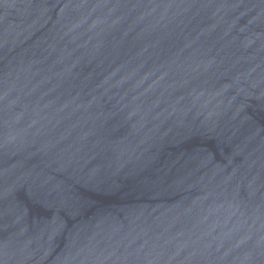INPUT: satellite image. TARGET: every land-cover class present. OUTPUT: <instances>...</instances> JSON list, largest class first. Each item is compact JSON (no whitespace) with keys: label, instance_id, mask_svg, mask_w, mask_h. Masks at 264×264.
Segmentation results:
<instances>
[{"label":"water","instance_id":"1","mask_svg":"<svg viewBox=\"0 0 264 264\" xmlns=\"http://www.w3.org/2000/svg\"><path fill=\"white\" fill-rule=\"evenodd\" d=\"M0 264H264V0H0Z\"/></svg>","mask_w":264,"mask_h":264}]
</instances>
